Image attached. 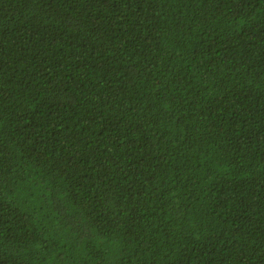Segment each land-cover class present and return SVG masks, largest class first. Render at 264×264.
Segmentation results:
<instances>
[{
  "label": "trees",
  "instance_id": "16d2710c",
  "mask_svg": "<svg viewBox=\"0 0 264 264\" xmlns=\"http://www.w3.org/2000/svg\"><path fill=\"white\" fill-rule=\"evenodd\" d=\"M0 264H264V0H0Z\"/></svg>",
  "mask_w": 264,
  "mask_h": 264
}]
</instances>
